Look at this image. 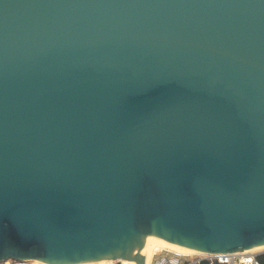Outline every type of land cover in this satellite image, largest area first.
<instances>
[{"label": "water", "instance_id": "obj_1", "mask_svg": "<svg viewBox=\"0 0 264 264\" xmlns=\"http://www.w3.org/2000/svg\"><path fill=\"white\" fill-rule=\"evenodd\" d=\"M147 235L264 245V0H0V262Z\"/></svg>", "mask_w": 264, "mask_h": 264}, {"label": "snow or ice", "instance_id": "obj_2", "mask_svg": "<svg viewBox=\"0 0 264 264\" xmlns=\"http://www.w3.org/2000/svg\"><path fill=\"white\" fill-rule=\"evenodd\" d=\"M61 251L55 249L48 251L33 250L23 253L21 258L28 257L32 264H105L102 259L96 258V255L80 249H71L67 258L59 259L57 254Z\"/></svg>", "mask_w": 264, "mask_h": 264}, {"label": "built area", "instance_id": "obj_3", "mask_svg": "<svg viewBox=\"0 0 264 264\" xmlns=\"http://www.w3.org/2000/svg\"><path fill=\"white\" fill-rule=\"evenodd\" d=\"M258 255V251L246 250L234 253H206L205 255H197L179 264H204L205 262L207 264H260L257 258Z\"/></svg>", "mask_w": 264, "mask_h": 264}, {"label": "rangeland", "instance_id": "obj_4", "mask_svg": "<svg viewBox=\"0 0 264 264\" xmlns=\"http://www.w3.org/2000/svg\"><path fill=\"white\" fill-rule=\"evenodd\" d=\"M253 251H258L260 253L264 251V246L255 248ZM151 252L149 258L147 259V262L150 260L149 264H179L180 262L192 259L196 256L195 254H191V252L186 254L185 252L180 253L169 248H163L158 243H154ZM0 264H32V262H16L13 260H7L4 262H0Z\"/></svg>", "mask_w": 264, "mask_h": 264}, {"label": "bare ground", "instance_id": "obj_5", "mask_svg": "<svg viewBox=\"0 0 264 264\" xmlns=\"http://www.w3.org/2000/svg\"><path fill=\"white\" fill-rule=\"evenodd\" d=\"M147 240L152 241V245H151L147 259L149 258V255H150V252L152 251V247H153L154 243H158L163 248H169L171 250L178 251L180 253L185 252L186 254H188L189 252H191V254H195L196 256L206 254L205 252H202V251H199V250H196L193 248H188V247H184L181 245H177V244L171 243V242H169V241H167L161 237H157V236H153V235H147ZM262 246H264V245L256 246V247L250 248L246 251H253L255 248L262 247ZM195 251H197V252H195ZM134 256L135 255H130V256H127V257L119 259V260H115V259H111V258L110 259H102V260L105 262V264H113L116 261L120 262L121 264H128L130 261L133 260ZM149 263H150V260L148 262H146V264H149Z\"/></svg>", "mask_w": 264, "mask_h": 264}, {"label": "trees", "instance_id": "obj_6", "mask_svg": "<svg viewBox=\"0 0 264 264\" xmlns=\"http://www.w3.org/2000/svg\"><path fill=\"white\" fill-rule=\"evenodd\" d=\"M258 261L260 264H264V253L258 255ZM204 264H207L206 262Z\"/></svg>", "mask_w": 264, "mask_h": 264}, {"label": "crops", "instance_id": "obj_7", "mask_svg": "<svg viewBox=\"0 0 264 264\" xmlns=\"http://www.w3.org/2000/svg\"><path fill=\"white\" fill-rule=\"evenodd\" d=\"M263 253H264V251L260 252L259 254H263Z\"/></svg>", "mask_w": 264, "mask_h": 264}]
</instances>
